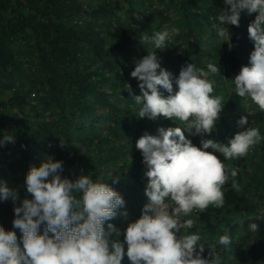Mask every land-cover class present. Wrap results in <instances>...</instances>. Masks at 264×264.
<instances>
[{"label": "trees", "instance_id": "trees-1", "mask_svg": "<svg viewBox=\"0 0 264 264\" xmlns=\"http://www.w3.org/2000/svg\"><path fill=\"white\" fill-rule=\"evenodd\" d=\"M230 7L224 0H0V140L14 137L0 143V181L19 192L16 203L30 198L25 179L31 166L53 156L64 162V175L72 179L92 173L93 179L111 183V175L119 173L120 181L112 186L126 200L128 223L141 216L148 178L136 141L145 132L156 135L159 127L179 123L138 118L127 87L141 94L139 80L131 76L136 61L148 54L140 35L150 36L165 25L180 30L165 49L156 50L174 77L183 64L206 69L214 63L221 69L210 78L225 107L215 131L204 138L218 142L236 134L244 115L264 137V112L237 96L233 83L254 50L248 27L257 13L243 11L239 26L225 24L230 41L223 43L213 24ZM185 135L200 146L202 137L187 129ZM225 165L238 171L239 191L230 180L223 188V207L194 210L187 217L195 221L192 231H199L205 257L215 244L222 264H264V140ZM14 206L11 200L0 201V224L8 230ZM122 222L117 216L105 228L115 224L123 242L128 224ZM252 222L259 224L257 232L249 230ZM16 233L22 242L20 230ZM224 234L233 241L230 248L218 245ZM122 264H130L127 256Z\"/></svg>", "mask_w": 264, "mask_h": 264}, {"label": "clouds", "instance_id": "clouds-1", "mask_svg": "<svg viewBox=\"0 0 264 264\" xmlns=\"http://www.w3.org/2000/svg\"><path fill=\"white\" fill-rule=\"evenodd\" d=\"M224 3L230 9L221 11L218 23L213 24L223 43L230 41L225 24L239 26L243 11L257 13L248 27L254 50L233 83L237 96L250 99L264 112V0ZM179 31L165 25L150 36L140 35L148 54L136 61L131 76L139 80L141 94L127 87L138 108L136 116L170 118L179 126H161L156 135L145 132L136 141L143 156L144 176L148 178V200L141 216L124 230L123 242L119 239L121 229L115 224L108 223L105 228V222L129 215L125 198L112 186L120 181V174L114 172L111 183L93 179L92 173L72 179L64 175L62 160L48 156L39 166H31L26 175L30 198L16 203L19 192L0 181V201L11 200L15 205L12 230L0 224V264H122L125 256L130 264H222L215 244H210L205 257L201 235L192 231L195 221L187 217L194 210L223 207V188L230 180L231 187L239 191L235 180L238 171L227 168L225 161L246 157L264 137L244 115L237 121L241 130L227 143L204 138L215 131L225 107L223 97L213 95L216 82L210 78L221 69L214 63H208L206 69L189 63L174 77L162 67L156 50L165 49ZM185 129L202 137L200 146L185 135ZM8 142H14V137L0 140ZM248 227L253 233L259 230L256 222ZM16 229L22 234V242L18 241ZM218 245L230 248V235H221Z\"/></svg>", "mask_w": 264, "mask_h": 264}, {"label": "rangeland", "instance_id": "rangeland-1", "mask_svg": "<svg viewBox=\"0 0 264 264\" xmlns=\"http://www.w3.org/2000/svg\"><path fill=\"white\" fill-rule=\"evenodd\" d=\"M176 52L174 51V54H175ZM206 63H207V61H205ZM204 62V63H205ZM205 63V64H206ZM161 65H162V67H164V64L163 63H161ZM182 67H184V64L182 65V66H180L179 67V70L181 71V69H182ZM213 95H215V91H214V93H213ZM154 122H156L157 124H159V119H156V120H153ZM221 133H224V130L222 129L221 130ZM235 135V133H233V132H231V134L230 135H227V136H225L224 135V137H221V139H219L218 140V142H224V143H227V140L230 138V137H233ZM263 209V208H262ZM122 218H123V222L121 223L123 226H126L127 224H129L128 223V219H129V216L128 217H124V216H122ZM232 243H233V241H231Z\"/></svg>", "mask_w": 264, "mask_h": 264}]
</instances>
